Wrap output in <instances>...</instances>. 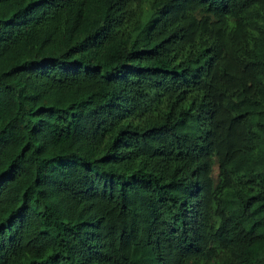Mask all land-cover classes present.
<instances>
[{"label":"trees","instance_id":"trees-1","mask_svg":"<svg viewBox=\"0 0 264 264\" xmlns=\"http://www.w3.org/2000/svg\"><path fill=\"white\" fill-rule=\"evenodd\" d=\"M0 264H264V0H0Z\"/></svg>","mask_w":264,"mask_h":264}]
</instances>
